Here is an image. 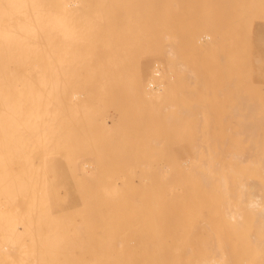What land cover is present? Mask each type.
Here are the masks:
<instances>
[{
  "label": "bare ground",
  "instance_id": "6f19581e",
  "mask_svg": "<svg viewBox=\"0 0 264 264\" xmlns=\"http://www.w3.org/2000/svg\"><path fill=\"white\" fill-rule=\"evenodd\" d=\"M197 1L0 0V264H264V122L207 136Z\"/></svg>",
  "mask_w": 264,
  "mask_h": 264
},
{
  "label": "rangeland",
  "instance_id": "374dc122",
  "mask_svg": "<svg viewBox=\"0 0 264 264\" xmlns=\"http://www.w3.org/2000/svg\"><path fill=\"white\" fill-rule=\"evenodd\" d=\"M200 1L201 0H198L197 3H195V4H197V8L198 7L200 8L202 6V4L205 3L204 7L202 6L201 8L203 10L205 8L204 16L206 18L209 16L206 20L207 22L205 23V25L207 26L206 32H209V33L214 32V33H216V35H219L218 39H216L217 41H219V42H217L218 45L216 44V41H215V43H212L213 48H216V50H217V46H219L220 47V53H223V54L227 53V50H228L227 55H224V56H226L228 58H234V59H228L225 61L224 60L220 61V60L216 59L218 66L222 64L221 68H218V70L214 71L212 74L206 75L204 78L205 83L203 85L205 88L204 90L206 91L205 92L206 93L205 103L207 105V106L206 105L205 106L209 108L208 109L204 106L205 107L204 113H205V119H206V125L204 126L205 127L204 130L206 131L207 136H208L209 131L212 130L213 131L212 133L216 139L221 138V140H223L224 138H227V137L228 138L230 137V139H231V137L234 136L233 131L236 128V126H234V122L240 120V119H238L240 117L235 115L234 113H232V116H230L231 115L230 112H232V110H233L232 108H234V106L238 103V100L241 96L242 97H244V96L249 97L250 96L249 98L245 97L247 99L246 104L251 103L253 106L257 107V109H254V111H253L254 113H253V116L251 117L252 119L251 118L250 119L253 121H259V119L262 121V119H263V122H264V96H263L264 94H262L264 92H262L260 90L262 88V86L260 88L256 85H254V84H259V86H260L261 83L262 84L264 83V79H263L264 78V69H261V67H260L262 65L264 68V59H263L264 58V41H263L264 40V0H202L203 3ZM199 3H202V4H199ZM189 12H190V14L188 15L189 17H192V15L195 13L194 10H190ZM206 18H204V20ZM245 26H246V28H248V31L245 28ZM212 33H210V34H212ZM218 33H220V34H218ZM246 35H248L246 37V38H248V40L245 38ZM245 39L248 42L249 41L250 42L248 43ZM243 40L245 42H247L248 45L246 43L244 44ZM235 43H236V45H235ZM240 43L242 44L241 46H243V47H240ZM244 45H247V47L249 46V48L252 49L251 53H249V51H250L249 48H246V49H248L247 50L248 52L244 49L246 47ZM250 46L251 47L253 46V48H251ZM223 47H224V49H223ZM236 49H237V51H236ZM254 49H255V51H253ZM256 49H259L262 53H260V51L258 52V50H256ZM229 50H231V51H229ZM244 50L249 55L255 54L257 57H259V62L255 63L254 60L257 61V59H258L256 56H252V58L250 56V60L252 59L251 60L252 63H255L256 66H257V64L259 65V66H257L258 70H261L263 75L261 72H257L258 70L256 69L255 65L253 66V64H251V63H249V64H251L250 67L253 66L252 70H250L249 65H246V64H244L246 70L242 69L240 71V68L238 69L239 63H242V61H239V59H238V57L240 55V53H238V52L244 51ZM246 52H244V54H245L244 58H246V55H247ZM253 52H256V53L253 54ZM261 54H262V58H261ZM249 55H247V56H249ZM236 59H238L236 68L235 67L234 68L226 67V64H229V63H233L235 65ZM246 61L248 62V58H246L244 62H246ZM251 61H249V62H251ZM259 67H260V69H259ZM250 71L251 72L253 71V73H251ZM241 72L243 74H245V73L246 74L243 76V74ZM254 72L257 73V76ZM250 73H251L252 77H250L251 76ZM258 74H259V76H258ZM246 78H248V79H246ZM252 79H253V83H252ZM248 81H250V82L248 83ZM228 83L233 84L235 87L232 88L233 86L231 84H228ZM243 85L245 86V88H247V87L248 88L247 89L243 88ZM251 85H254V86L251 87ZM228 86H229V90H228ZM230 86L232 89H230ZM255 86L258 87V90H260V92L257 90V88ZM223 88L224 89L227 88V90L230 91L229 95L230 94L231 95L229 96L227 94L228 92L226 90H224ZM209 89L211 90V94H209L210 93ZM248 89L250 91H248ZM218 90H220V92ZM244 90H246L247 92L246 91L244 92ZM262 90L264 91V88H262ZM253 91L256 93H254ZM234 92L236 95L234 94ZM246 93H248V94H246ZM249 93H251L252 95ZM220 95H223V98H222V96H221V98L225 99V101L224 100L222 101V99L220 98ZM229 97H230V101H229ZM257 100H258V102H257ZM257 104H259V105H257ZM259 106H260V108H259ZM233 112H234V110H233ZM228 113H229V115H227ZM254 115L256 117H254ZM228 116H230L231 118ZM215 126H217V129H215L216 128ZM209 127H210V129H209ZM222 130H223V132H221ZM228 130H229V132H228ZM263 130H264V128H263ZM261 135L264 136V131ZM189 154L191 155L192 151L191 152L189 151ZM155 165H156V163H154V166ZM259 254H261V256H264V253H259Z\"/></svg>",
  "mask_w": 264,
  "mask_h": 264
}]
</instances>
